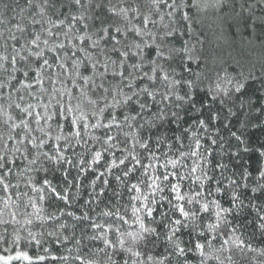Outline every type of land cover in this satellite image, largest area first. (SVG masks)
Listing matches in <instances>:
<instances>
[{
  "label": "snow or ice",
  "instance_id": "obj_1",
  "mask_svg": "<svg viewBox=\"0 0 264 264\" xmlns=\"http://www.w3.org/2000/svg\"><path fill=\"white\" fill-rule=\"evenodd\" d=\"M33 7L38 9L40 19L35 13L31 19L24 15ZM164 7L173 22L181 25L188 22L185 35L189 39L181 41L175 28L161 34L148 28L156 24L153 14ZM4 8L9 9V5L5 4ZM16 8H19L18 14H0V46L11 50L10 54H0V74L7 75V81H0V90L16 91L18 84L36 103L21 107L16 102L23 131L13 122L7 140L0 137V187L5 192L12 187L7 181L19 154V158L27 161V170L37 173L35 179L39 188L33 184L32 190L39 193L38 201H47L60 212L70 208L80 211L79 216L76 211L66 212V217L76 224L94 220L90 215L91 205L82 195V192L87 193L88 175L93 177L89 200L104 203L102 197L111 201L127 195L125 208L131 205L133 223L138 225V231L127 235L143 245L141 251L126 249L131 253V264H171L168 256H176L177 264L179 258H184L187 264L185 254L192 251L200 252V264H205L209 257L203 249L208 241L214 243L219 238L222 244H233L241 249L251 247L242 235L235 234L249 222L253 226L249 238L257 233L264 237V165L254 170L258 172L255 177L247 169L241 172L245 183L229 179L228 185H224L222 179H216L215 169L222 173L227 165L216 162V150L211 147L217 145L218 140L209 136L210 144L206 145L200 138L203 133L191 131L192 125L182 126L193 112L199 113L195 127L226 131L229 139L225 143L229 149L235 148L229 153L230 159L235 168L242 166L235 162L241 159V153L252 150L249 125L257 127L252 123L254 120L264 125V119L253 115L260 112L264 116V61L259 65L258 76L253 75L252 70L245 73L235 68L213 67L223 61L207 52L206 32L200 31L199 39L191 34L198 31L194 24L207 10L220 14L217 19L222 26L227 25L233 38L241 32L243 37L264 47V3L255 5L259 14L249 0H171L170 3L168 0H117V3L112 0H43L42 3L27 0L23 7L16 4ZM64 9L74 10L76 14ZM12 11L15 13V9ZM53 16L57 19L53 20ZM60 16L64 19H59ZM66 23L69 30L53 31L57 24ZM78 23L83 25L85 35L73 30ZM137 23L141 27H137ZM61 36L64 40L57 42ZM222 38L223 33L217 37ZM78 40L83 43H76ZM238 67L242 69L243 65ZM205 81L210 85L206 92L201 88ZM221 84L227 86L222 88ZM7 95L10 99L11 92ZM0 96H3L2 91ZM209 96L212 97L210 104L207 103ZM253 96L255 104L244 102ZM17 98L23 101L25 95L17 92ZM230 118H234V122L228 123ZM33 123L36 128L31 127ZM173 124L178 126L175 129L178 134L173 138L171 154L158 153L167 140L160 129L168 125V130L172 131ZM11 130H16L15 136ZM92 130L102 135H92ZM34 132L42 135H34ZM12 140L17 143L9 148L8 141ZM185 140L189 142L185 144ZM77 147H83L84 152L74 151ZM254 150L264 157V144ZM207 165L213 166L212 175ZM102 166L103 171H100ZM86 171L88 175H84ZM53 180L64 186H54ZM113 182L125 191L117 192ZM249 185L252 186L249 188ZM97 188L99 192L95 191ZM249 192L259 195H248ZM217 193L226 195L217 199ZM31 206L41 211L37 202H32ZM85 208L89 210H83ZM249 210L255 215L251 221L241 222L237 214L248 212L251 215ZM100 215L119 217L126 223L127 212L121 215L119 209ZM47 218L54 219L53 216ZM91 227L98 229L100 225L93 222ZM184 229H189L190 237L186 246H182L180 239ZM116 232V243L124 246V233L119 228ZM76 243L79 245L80 241ZM103 243L116 246L107 236ZM161 248L167 249V255L163 251L157 254L156 250ZM21 258L33 259L18 248L15 256L0 255V262L9 264ZM35 259L43 261L45 257ZM75 259L81 261L82 258L78 254ZM212 259L219 261L221 257L214 255ZM226 259L231 261L232 256ZM109 262L111 256L105 264ZM88 264L93 262L88 261ZM124 264H128L127 259Z\"/></svg>",
  "mask_w": 264,
  "mask_h": 264
},
{
  "label": "trees",
  "instance_id": "obj_2",
  "mask_svg": "<svg viewBox=\"0 0 264 264\" xmlns=\"http://www.w3.org/2000/svg\"><path fill=\"white\" fill-rule=\"evenodd\" d=\"M43 0H36V3H42ZM113 3H117V0H112ZM170 3L171 0H168ZM27 3V0H0V14H4L6 16H12L14 14L19 13V8H16V4H19L23 7ZM9 5V9H5L4 5ZM15 9V13L12 11ZM65 12L73 11V14H76L74 10L64 9ZM187 11V9H185ZM195 12V9H193ZM168 9L167 7L161 8L157 13H154L152 19L156 21L155 25H148V28L157 34L163 33L165 30L176 29V35L179 36L182 40L189 39L188 35H185L186 29L188 26V22L185 21L183 25L179 23H175L172 21L170 17L167 16ZM36 14V18L40 19L39 11L37 8L33 7L30 11L26 12L24 15L31 19L32 14ZM257 14H259V9L257 8ZM51 15V13H49ZM53 20H56L57 17L53 16ZM46 19V17H45ZM59 19H64L63 16H60ZM15 23V20L13 21ZM27 23V20L25 21ZM48 25H46L47 27ZM137 27H141L139 23L136 25ZM167 26V28H166ZM38 27V26H37ZM225 25H221L219 23H214V17L211 15V12L205 11L202 13L198 21L194 24V28L198 29V31H194L191 35L197 39L200 38V31H205L208 33L209 38L213 41L215 47L219 48L221 45H226L227 37L225 35ZM69 30L67 23L64 26L57 24L53 31H66ZM77 32L78 35H85L86 32L83 28L82 24H76L73 29ZM229 31V30H228ZM223 33L224 38L217 39ZM43 38V37H42ZM64 37H59L57 42L63 41ZM76 43H83L82 40L75 41ZM203 43V41H202ZM177 47L180 46L179 43L176 44ZM191 46V42L190 45ZM196 48L199 49L200 45H196ZM10 49L7 51L3 46H0V54H10ZM195 67V65H193ZM235 68L237 71H243L247 73L249 70H252L253 75H259V64L253 66L251 64H243V68H239L237 65H233L231 69ZM0 81H7L6 74H0ZM209 83L205 81L201 88L206 92L209 88ZM214 88V83L211 85ZM227 85L221 84V87L224 88ZM16 91H13L12 88H4L0 91L3 92V96H0V137L3 140H7V135L10 131V124L15 122L17 127L23 131L22 126L19 124V118L21 114L18 109L15 108V103H20L21 107H27L28 104H35L36 101L32 100L31 97H28L25 92L22 91L21 86L18 84L15 85ZM259 87V85H257ZM11 92V98H8V93ZM17 92L22 95H25V100L20 101L17 98ZM215 94V93H213ZM259 94V93H258ZM212 102V97H208L207 103L210 104ZM247 103H256L255 96L251 97L250 100L244 101ZM239 103V102H238ZM197 108L200 107L199 104L196 105ZM207 107V104H206ZM181 116L184 115L183 112L180 113ZM253 115L261 117L264 119V116H261L260 112H254ZM9 117L12 119L9 120ZM199 117V113L193 112L192 117L188 119L187 123H184L182 126L187 128L190 125L191 131L203 133L200 138L202 142H205L206 145L210 144L209 136L218 140L217 145H211L212 148L216 150V162L220 164H225L227 167L221 173V170L215 169L216 179H222L224 185H228L229 179L239 180L241 184L245 183L244 178L241 176V172L245 169L248 170L254 177L258 176V172L254 170L262 165H264V157L260 155L259 152L255 151V148H259L261 144H264V125H261L259 121L254 120L252 123L256 124L257 127H248V133L251 134L252 145L247 154L241 153V159L236 161L235 163H239L242 166L237 169L234 167V162L230 159L229 153L234 152L235 148L229 149L228 145L225 143L226 140L229 139L228 133L224 130L217 131L216 128L210 130L198 129L195 127V118ZM147 118V117H146ZM31 117H28V120H31ZM7 121V123H6ZM95 122V121H93ZM234 122V118H230L228 123ZM51 123V122H50ZM240 125L237 124V127ZM32 128H36L37 125L33 123L31 125ZM178 126L173 124L171 125L172 131H169L168 125H164L160 129V133L167 137V140L162 146V149L159 151H166L171 154V146L175 143L174 136L178 133L175 129ZM235 130V129H233ZM13 136L16 135V130H11ZM34 135H42L39 132H34ZM92 135L101 136L102 133L97 130H92ZM115 134V133H113ZM55 132H53V136ZM223 137V139H221ZM90 139V137H86ZM18 139V138H17ZM54 143H59L53 141ZM189 141L185 140V144ZM17 143V140L8 141L9 148H12ZM131 141H129V146H131ZM223 145V147H220ZM98 145H94L97 147ZM0 147H2V141H0ZM155 147V144H153ZM77 152H84L83 147H77L74 149ZM87 155V153H85ZM207 155V153H205ZM17 160L12 165V173L8 178V183L11 184V188L5 192L2 187H0V255H13L15 256V251L19 248V250L26 251L33 259L31 261H26L21 259H14L10 261L9 264H88V261H92L93 264H105V261L109 256H111V262L109 264H124L125 260H128V264H131L132 257L131 253L127 252V248H132L133 251H141L143 245L139 242H134L131 236H128L127 233L138 231V225L133 223L134 217L131 213V205L129 204L127 208L125 205L128 204V197L125 195L123 199H113L108 201L106 198L104 199V203L93 202L89 200V194L93 191V187L90 185V181L93 179L91 175H88L86 171L84 175H88V180H85V185L87 186V193H83V199L87 200L91 205L90 215L94 217V220L86 221L84 224H76L71 218L66 217L67 211H76V215H81L80 211L76 209H66L64 212H60L57 210L56 206H49L47 201L39 202L38 201V192H33L32 185L35 184L37 188H39V184H36V172H29L25 167L27 161L19 158V154H17ZM191 163V161H187ZM19 165V167H17ZM209 175L213 174V166H206ZM100 171H103V166ZM43 176V173L39 174ZM51 178V177H49ZM71 179V177H69ZM83 179V176L81 177ZM31 181V183H30ZM54 186L63 187L64 185L58 184L57 180L52 181ZM97 183H101V181H97ZM252 185H249V188ZM113 187H116L115 182H113ZM185 192L188 191L187 187L184 188ZM198 190V189H196ZM75 192V189H72ZM95 191L99 192V189H95ZM117 192H124L123 188L116 187ZM19 193V195L17 194ZM191 194V193H189ZM111 195V193H109ZM226 194L217 193L215 194V198L220 199L222 196ZM248 195H259L258 193L249 192ZM31 198V199H30ZM213 197H208V199H212ZM32 202H37L38 208L41 211H37L31 206ZM99 203V206H97ZM221 203L224 204L225 207L228 204L221 200ZM247 203V201H245ZM119 209L121 215L127 212V215L124 216V221L121 222L119 217H106L100 215L106 211H115ZM85 211L89 210L88 208L83 209ZM251 215L248 212L243 214H237L241 222L251 221L252 216L255 215L254 211L249 210ZM13 215L15 219H13ZM48 216H53L54 219H48ZM231 219V217H229ZM114 221H116L114 223ZM96 223L100 225V228H92L91 224ZM214 222V219H213ZM111 224L112 227L109 228L108 225ZM87 225V226H86ZM119 228L121 233H124L123 238L126 243L124 246L116 243L117 241V232L116 229ZM83 229V231H82ZM253 230L252 224L245 223V227L243 229H237L236 235L243 236V239L246 243L250 244L251 247H244L243 249L233 245V244H222V240L217 238L215 242L208 241H200L201 243H205V248L203 251L208 255V259L205 260V264H264V237L260 236L259 233L256 234L254 238H249L250 233ZM202 231V230H201ZM49 233H53V235H49ZM189 229H184L180 234V239L182 241V246H186L189 244L190 237L188 235ZM215 235V234H213ZM68 236L70 239L65 240L64 237ZM93 236L100 237V239L92 240L90 239ZM107 236V238L115 243V247L106 246L103 243V238ZM74 237V239L72 238ZM194 242L195 236L191 238ZM39 240L40 243L37 244L36 241ZM79 240L80 244L78 245L76 241ZM103 250V251H101ZM165 252L167 255V249L161 248L157 249V254L159 252ZM81 256V261H77L75 257L77 255ZM187 264H200L201 253L197 251L186 252ZM214 255H219L221 259L219 261L212 259ZM231 255L232 260L228 261L226 258ZM36 256H44L45 260L38 261L35 259ZM61 257H68L67 260L60 259ZM55 258V259H54ZM143 257H141L142 259ZM168 259L171 260V264H177L176 256H168ZM3 264V262H0ZM179 264H184V258H179Z\"/></svg>",
  "mask_w": 264,
  "mask_h": 264
},
{
  "label": "clouds",
  "instance_id": "obj_3",
  "mask_svg": "<svg viewBox=\"0 0 264 264\" xmlns=\"http://www.w3.org/2000/svg\"><path fill=\"white\" fill-rule=\"evenodd\" d=\"M249 3L253 5L254 10L257 12L255 5L258 3H264V0H249ZM211 15L214 17V23L220 24V20L217 19L220 14H213L211 12ZM221 19H223V17H221ZM230 22L231 21H229V23ZM225 26L227 42L226 45H221L219 48L214 46L213 41L209 38V35L206 32L207 40L204 41V43L207 46V52L210 55L219 56L223 61L219 65H213V67H221L224 70H230L233 65H260V63L264 61V47L254 40L250 41L246 37H243L241 32H237L236 37L233 38L231 33L228 31L226 24Z\"/></svg>",
  "mask_w": 264,
  "mask_h": 264
}]
</instances>
